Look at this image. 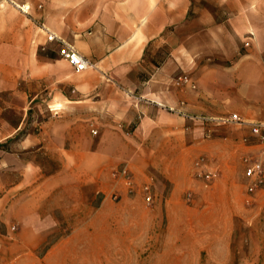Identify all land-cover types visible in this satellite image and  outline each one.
I'll return each instance as SVG.
<instances>
[{"label": "rangeland", "instance_id": "1", "mask_svg": "<svg viewBox=\"0 0 264 264\" xmlns=\"http://www.w3.org/2000/svg\"><path fill=\"white\" fill-rule=\"evenodd\" d=\"M19 14L15 4L0 0L8 24L17 25ZM33 36L30 30L25 42L18 29L0 25V264H264V188L249 191L244 163L259 156L264 141L236 109L241 100L228 94L236 86L225 81L218 98L208 78L236 63L264 67V51L253 34L228 59L211 53L194 63L185 59V69L169 79L174 105L132 133L76 115L66 100L74 92L71 82L94 68L76 73L57 45H37ZM155 57L146 61L157 65L164 59ZM54 60H63L74 75L64 78L65 67ZM155 71L145 67L141 76ZM177 91L183 94L178 101ZM234 115L241 122H222ZM49 126L57 130L55 150L49 149ZM35 136L42 151L31 143ZM70 149L87 151L88 158L73 159ZM99 153L114 156L118 166H106L100 186L93 185L104 200L89 207L83 228H60L41 244L23 245L24 238H33L32 230L21 228L30 222H23L19 201L33 190L22 185L23 161L66 178L58 182L61 190L80 182L72 179L81 176L80 167L89 173L98 168ZM131 159L132 173L126 165ZM145 186L153 196L149 204ZM60 239L63 244L56 246Z\"/></svg>", "mask_w": 264, "mask_h": 264}, {"label": "crops", "instance_id": "2", "mask_svg": "<svg viewBox=\"0 0 264 264\" xmlns=\"http://www.w3.org/2000/svg\"><path fill=\"white\" fill-rule=\"evenodd\" d=\"M8 2L28 6L29 11L28 14L19 11L17 25L8 24L5 15H0L2 27L11 32L18 29L24 34L25 42L31 39L28 33L32 30L34 41L41 46L47 43L45 30H48L94 64V69L75 76L71 82L74 92L66 100L73 103L76 115L96 117L99 124L106 123L115 132L132 133L144 124L152 125L164 115L165 108L174 105L169 99V79L180 68L185 69V59L194 63L201 54L209 53L228 59L238 51L240 40L250 33L258 49L264 51V0ZM48 45L56 47L55 43ZM160 54L164 59L158 66L146 61ZM54 63L65 67L64 78L74 75L63 60H54ZM148 65L156 71L143 78L141 75ZM249 69H252L250 74ZM208 78L218 98L224 95L220 86L225 81L236 86L228 92L241 100L236 109L246 121L264 123V67L236 63L224 72H210ZM177 92L178 101L183 94ZM100 118L107 119L101 121ZM48 133L49 149L55 150L57 130L49 126ZM28 139L22 140L23 146ZM31 143L36 151L44 148L38 136L32 138ZM68 152L80 161L89 155L87 151L74 154L70 149ZM96 157L98 168L89 173L80 167L81 176L74 173L71 176L80 182L60 185L61 190L56 189L58 182L66 178L59 177L56 171L44 173L35 162L23 161L22 185L33 188L24 191L19 201L23 222H30L21 228L33 233L32 239L24 238L23 245L41 244L48 233L60 228H83L89 207L97 202L102 204L104 200L101 188L96 190L93 185L100 186L106 166H118L114 156L106 158L99 153ZM126 165L132 173V159ZM62 244L63 239L55 242L56 246Z\"/></svg>", "mask_w": 264, "mask_h": 264}, {"label": "built area", "instance_id": "3", "mask_svg": "<svg viewBox=\"0 0 264 264\" xmlns=\"http://www.w3.org/2000/svg\"><path fill=\"white\" fill-rule=\"evenodd\" d=\"M20 12L23 14H28V6H18ZM47 34V41L50 43H55L58 46V55L65 60L76 73L84 72L90 68H94V64L85 56L80 54L74 46L65 42L56 34L45 30ZM247 45V44H246ZM186 81V80H185ZM222 122H241L240 119L234 115L230 118L222 119ZM244 123V122H243ZM246 123V122H245ZM250 126L251 132L256 136L260 141H264V123L260 122H250L246 123ZM92 133H96L95 130H91ZM245 174L250 180L249 191H254L257 189L264 188V149L261 150L257 158H245ZM122 174L127 180H129V175L126 169H123ZM145 193L146 203H151L153 201V196L150 192V189L145 186L143 188Z\"/></svg>", "mask_w": 264, "mask_h": 264}]
</instances>
